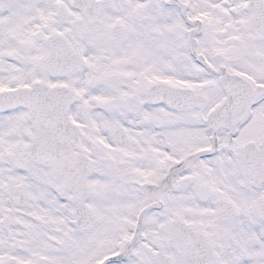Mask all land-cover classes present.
Segmentation results:
<instances>
[{
    "label": "snow or ice",
    "instance_id": "6c2138e0",
    "mask_svg": "<svg viewBox=\"0 0 264 264\" xmlns=\"http://www.w3.org/2000/svg\"><path fill=\"white\" fill-rule=\"evenodd\" d=\"M0 264H264V0H0Z\"/></svg>",
    "mask_w": 264,
    "mask_h": 264
}]
</instances>
